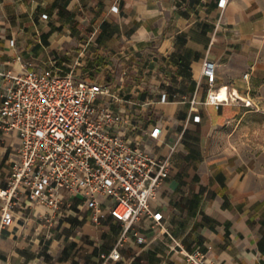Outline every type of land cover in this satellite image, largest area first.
<instances>
[{
	"label": "crops",
	"instance_id": "obj_1",
	"mask_svg": "<svg viewBox=\"0 0 264 264\" xmlns=\"http://www.w3.org/2000/svg\"><path fill=\"white\" fill-rule=\"evenodd\" d=\"M219 1L0 0V69L20 71L24 62L113 83L120 95L151 102L152 121L166 135L161 154L183 134L154 202L169 231L211 262L264 264V175L242 161L208 158L206 125L192 119H221L220 107L207 104L217 88L244 96L264 87V0H230L225 9ZM207 59L217 65L213 87L202 75ZM17 151L18 139L0 130L2 187ZM80 204L67 195L57 215L23 196L13 224L3 226L0 201V262L103 264L122 223L109 217L96 225ZM134 230L145 242L131 233L121 259L109 264H185L157 228L143 220Z\"/></svg>",
	"mask_w": 264,
	"mask_h": 264
},
{
	"label": "built area",
	"instance_id": "obj_2",
	"mask_svg": "<svg viewBox=\"0 0 264 264\" xmlns=\"http://www.w3.org/2000/svg\"><path fill=\"white\" fill-rule=\"evenodd\" d=\"M229 1L220 0V7L225 9ZM18 60L22 62L20 56ZM216 69L215 62L205 60L202 75L211 87ZM222 89L209 92L207 104L219 108L237 99L252 104L235 90L228 91L230 99L215 98ZM161 101L166 102L167 95ZM191 104L194 110L196 98ZM151 105L120 95L113 83L73 73L32 69L24 62L20 71L0 69V130L18 139L7 185L0 186L2 225L13 224L14 208L23 196L31 205L59 215L69 195L81 200L79 207L91 213L96 225L109 217L122 223L116 247L102 254L103 264L121 259L119 247L131 233L139 243L145 242L134 230L143 220L169 237L171 250L182 255L185 264H222L199 250L188 251L169 231L163 212L154 207L183 134L162 155L166 135L163 126L152 121Z\"/></svg>",
	"mask_w": 264,
	"mask_h": 264
},
{
	"label": "rangeland",
	"instance_id": "obj_3",
	"mask_svg": "<svg viewBox=\"0 0 264 264\" xmlns=\"http://www.w3.org/2000/svg\"><path fill=\"white\" fill-rule=\"evenodd\" d=\"M108 75L103 73V77ZM125 79V76L122 74ZM245 77V76H244ZM119 79V80H120ZM106 81V79H105ZM251 87L243 98H250L251 105L243 99L230 100L220 106L219 118L202 120L193 115L196 122L205 124L204 148L208 158L242 161L246 171L264 175V87ZM247 88V87H246ZM151 109V108H150ZM193 111H198V104ZM151 114V110H149ZM213 114V112H211ZM154 118L156 114H151ZM199 120H197L198 118ZM210 118V117H209Z\"/></svg>",
	"mask_w": 264,
	"mask_h": 264
},
{
	"label": "bare ground",
	"instance_id": "obj_4",
	"mask_svg": "<svg viewBox=\"0 0 264 264\" xmlns=\"http://www.w3.org/2000/svg\"><path fill=\"white\" fill-rule=\"evenodd\" d=\"M214 97L219 98L221 101H225L226 99H230L227 87H223L222 91L219 92L218 94L216 93Z\"/></svg>",
	"mask_w": 264,
	"mask_h": 264
}]
</instances>
